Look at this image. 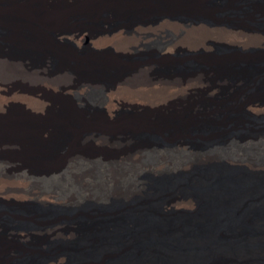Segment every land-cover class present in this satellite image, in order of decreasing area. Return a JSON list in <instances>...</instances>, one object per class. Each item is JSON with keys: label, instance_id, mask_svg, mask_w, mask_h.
I'll list each match as a JSON object with an SVG mask.
<instances>
[{"label": "bare ground", "instance_id": "6f19581e", "mask_svg": "<svg viewBox=\"0 0 264 264\" xmlns=\"http://www.w3.org/2000/svg\"><path fill=\"white\" fill-rule=\"evenodd\" d=\"M219 1L208 11L202 10L203 0H10L0 4V28L5 31L4 49L0 48V78L7 82H46L62 91L70 88L74 94L52 99L44 94L42 86L25 88L23 92L34 96L41 91L43 101L24 96L27 102L21 105H8L7 98L0 96L5 113L0 114V175L5 167L14 165L9 177L31 179L41 173L32 168V162L54 163L56 167L48 175H66L77 160L86 170L98 166L97 173L87 171V179L72 178L48 192L72 210L83 203L100 205V215L87 218L89 222L81 235L69 233L73 241L79 240L80 256L108 255L106 264H198L199 260L204 264H226L222 260L227 252L255 246L254 224L264 220V195L249 199L258 180L256 172L232 163L263 166L264 134L248 140L218 138H226L227 131L238 123V112L247 107L264 111V101H244L247 90L264 87V60L248 62L242 56L223 55L205 59L200 68L188 72H152L168 58L165 53L178 48L180 35L187 31L242 40L256 36L264 43V0ZM172 6L180 7L181 12ZM150 10H154L153 14L143 16ZM229 11L256 17L258 28L213 17L214 12ZM130 12L137 14L131 21H117L95 31L82 27L59 31L54 25L74 14L106 18ZM171 22L180 26V34L170 31L164 37L162 26ZM62 35L78 42L88 39L96 46L135 37L138 44L130 48L134 51L145 47L150 38L162 37L154 55L122 66L116 56L60 50L56 43ZM213 43L204 40L201 45L209 47ZM103 71L112 72L105 83L99 77ZM153 83L161 87H193L187 92L191 94L200 84L208 83L210 87L202 100L190 97L174 103L173 98L165 104L142 107L118 102L122 91ZM126 107L137 112L124 114ZM140 107L143 110L138 112ZM33 110L45 115L36 116ZM161 130L176 135L192 130L202 137V143L189 150L182 137L166 141ZM140 131L161 135H157L158 144L137 140L134 134ZM98 141L110 142L120 149L105 157L97 152ZM8 150L16 155H7ZM188 153L203 164L193 173L184 172L191 167ZM181 182L200 196L198 202L190 196L179 199L180 205L198 208L184 221H171L163 206L153 202H126L144 189V194L152 196ZM10 215L17 217L9 214L7 221L0 220V264H48L47 257L39 260L40 248L22 250L18 255L9 247L10 231L21 229ZM37 227L55 236L60 224ZM59 258L63 261L67 256L61 254ZM49 264H56L55 259Z\"/></svg>", "mask_w": 264, "mask_h": 264}, {"label": "rangeland", "instance_id": "374dc122", "mask_svg": "<svg viewBox=\"0 0 264 264\" xmlns=\"http://www.w3.org/2000/svg\"><path fill=\"white\" fill-rule=\"evenodd\" d=\"M9 1L10 0H0V4H5L8 3ZM216 3L219 4L220 1L203 0L202 10L208 11L212 9L211 7ZM172 7L176 11L181 12L180 7L177 6H172ZM153 11L154 10L146 11L147 13H143V16H146V14L151 15L153 14ZM135 14L136 13L134 12H130L121 15H111V16L109 15V17L106 18H99V17L83 15V14H74L57 20L54 25L59 31H69L81 27L87 28L88 30L91 31H95L101 28H107L109 27V25H113L117 21L129 22L137 15ZM213 17L224 19L233 24L239 23V24L247 25L248 27L251 28H256V29L258 28L257 27L258 23L255 24L256 17L254 18L251 15L241 16L239 14L237 15L235 12L229 11V12H214ZM173 24L175 23L171 22V23H166L165 25L162 26L163 29L162 28L161 29L164 37H166L167 32L171 31L174 34H176V32L177 33L179 32L180 26L178 27V24L175 25ZM4 34L5 31L2 28H0V48H3L2 37ZM162 34L160 33V35ZM184 34L180 35L178 48L174 51L165 53L167 54L168 58L161 61L152 70L153 73L164 72L173 69L184 70V72H188V70L200 68L201 63L205 59L214 56L217 57L223 55H238L248 59L249 60L248 62L257 61L261 59L264 60V43L262 42V39L258 40L260 37L256 38V36H252L251 38L248 37L242 40L239 37H234V36L227 37L224 34H223L224 36L223 35L214 36L212 35V33L209 32L206 34L199 31H191V32L187 31ZM161 37L162 36H156L150 38V40H148V42L146 43L145 47H141V48L138 47L140 49H138L137 51L130 49L131 47L137 46L138 44V39L135 37L133 38L126 37L123 39L118 38V41H120V43L114 45H111L109 43L102 46H96L92 43L90 44V41H88V39L87 40L85 39L82 42H78L76 40H73L71 36L62 35L58 37L56 46L62 51L75 50L78 53H86L88 51H93L97 54L98 57H105L110 55L116 56L119 59V61L122 63V66H125L127 64L135 63L140 60H143L149 55H154L153 53H155L156 49H158L161 43ZM204 40L213 41L215 44L213 43V45H210L209 47L202 46L201 42ZM131 42L132 43L137 42V44L133 46H129ZM111 76H112L111 71H103L99 77L102 80V82L105 83L110 80ZM2 82H7V81H3L0 78V96L1 97L3 96L5 99L7 98L6 104L8 105L10 102L14 103L15 105L18 104L21 105L23 103H26L27 101L22 99V97L24 98V96L25 97L27 96L31 100L35 99V100L43 101L42 96L36 97V95L35 96L30 95L22 91L25 88L35 89L37 88V86L39 88L41 84H36L31 81L28 82L21 79H14L8 81L7 82L8 84L4 85L5 91H2L3 89L1 84ZM101 86L102 83L99 87H97V93L100 92ZM207 87L208 88L210 87L208 83H204V85L200 84L197 87L198 89L191 94V92L187 93L189 87L184 88L183 86L171 87L168 85L165 87H161L160 85H158L157 88L151 90H146V88H142V87L140 88L139 86L136 88H128L127 90L122 91L121 92L122 95L120 97L123 100L121 102H130L131 104L134 103L135 105L141 107L143 105L151 106L157 104H165L167 101L173 98L175 99L174 103L177 102L179 103L180 100H188L190 97L197 100L204 99L206 97L207 92L205 90L208 89ZM182 88H184L183 91ZM195 89L196 88H194V90ZM252 89L247 90V92L244 95V101L247 100L250 102L264 101V87L257 86ZM181 91L184 93L182 94ZM14 93L16 94L14 95ZM44 94H46L49 98L52 99L54 97L59 99L62 98L64 99V97L74 96V94L71 92L67 93V91H62L57 88L56 90L46 89ZM16 96H19V100L18 97L16 98ZM134 100L135 102H133ZM141 100L143 101L141 102ZM151 102H154V104H151ZM141 107L137 109L138 112L143 110ZM131 109L133 108L126 107L122 110V112L124 114L137 112L135 111V109L133 110ZM33 111H34L33 113L36 114V116L45 115V113H43L42 111H38V110H33ZM1 112L2 114H5L3 112V109H1L0 107V114ZM236 115H238V119H237L238 123L227 131L228 135L226 138L221 137L218 139H230L231 137H244L246 140H248L249 137H254L258 139L261 137L262 134H264V111L258 112L251 109L250 107H247L245 110L238 112ZM161 131H163L162 137L166 141L167 139H174L179 136L182 137L185 141L184 146L189 150L200 146L202 143V137L199 134H196L195 131L192 130L186 131L185 134H177V135L174 134L173 132H170L169 130H165V131L161 130ZM157 135L159 134L140 131L135 133L134 137L139 141H143V142L146 141L152 144H158L159 140L157 138L158 137ZM98 142L96 144L97 152L98 154H101L105 157L112 156L113 152L114 153L115 151L118 152L120 149L116 146H113L110 142H105V143L104 142L98 143ZM6 154L11 156L16 155L13 150H8ZM186 158H188L189 161L191 162V167H189L184 171L186 173H193L201 165H203V164H198L201 161H198L197 156L196 155L194 156L193 153H188ZM232 164L237 166H243L253 171L254 173L256 172L255 174L257 175L258 180L256 185L252 189V192L248 196L249 199H255L259 196H263L264 195V165L259 167H250L249 165L243 163L233 162ZM31 166L35 171L41 172L39 175L31 179L9 177L8 174L15 168L14 165H9L5 167L3 169L4 171L2 170L3 175H0V190L6 189L7 187H12V188L18 187L29 190L26 194L17 195L16 198L0 196V220L7 221L9 219V217L7 216H9V214H14L17 217H13L12 215H10V218L13 217L14 220L13 219L12 220L14 224L21 227V229L10 231L9 234L10 237L8 236L9 247L14 249L18 255L22 250L30 252L33 251L35 248H40L39 250L42 254H40L39 260H42V258L47 257L48 264L49 262H53L54 259L56 264H106L109 257L108 255L102 258H97L96 256H91V257L80 256L79 251H77L79 240L75 239L73 241L69 236L70 232L79 233L81 235L82 232L85 231L87 222H89L87 221L88 220L87 218L97 217L98 215H100V211H101V209H99L100 205L83 203L81 206L78 207V209L72 210L66 208L67 206L59 203L55 199L54 194L48 193L49 191L52 190L55 191L61 185H65L66 182H71L72 178L81 179V180L84 178L87 179L88 172L97 173L98 166L95 165L89 168L88 170H86L85 166L77 160L70 167L66 175L65 174L55 175L54 173L51 174L49 173L48 175V172H51L50 170H53L56 167V165L52 162H45L41 164L32 162ZM62 171H64V169H62ZM186 173H182V174H186ZM50 175H54L55 177H50ZM146 182L151 184V181L147 180ZM144 191L146 192V189H144L141 193L136 194L134 197H131L126 202L130 203L133 202L134 200L138 204H143L145 202L146 203L153 202L156 205L163 206V210L168 219L177 222L188 219V216L195 213L198 209L197 205H195L194 207H186L184 205L179 204V202L181 201L179 199L184 198V196H190L197 202L199 201L198 198H200L198 193L195 192L191 187H189V184H186L184 182L173 184V186L169 188H166L162 191H157L152 196H148V194H144ZM137 203L133 202V204H137ZM54 223L60 224L59 232L55 236H51V235L48 236V234L44 229H39L37 227L42 225L45 228ZM254 227L256 228V232L253 236L255 246L250 249L227 252L223 256L222 261L224 263L264 264V220H261L258 224L255 223ZM61 254L67 256V258L63 261L59 260L60 259L59 256ZM196 263L204 264L202 263L201 260H199ZM143 264H148V263L147 261H145Z\"/></svg>", "mask_w": 264, "mask_h": 264}, {"label": "trees", "instance_id": "16d2710c", "mask_svg": "<svg viewBox=\"0 0 264 264\" xmlns=\"http://www.w3.org/2000/svg\"><path fill=\"white\" fill-rule=\"evenodd\" d=\"M208 39H211V38H208ZM136 44H137V42H134V43L131 42V44H129V46H133V45H136ZM41 83L40 84H41V86L43 88H46V89H49V90H56L55 86H53L50 83H46V82H41ZM1 84H2V87H3L2 91H5V89H4L5 86L4 85H7L8 83L7 82H2ZM158 85H159L158 83H153L151 85H148V86L146 85V86H141V87L142 88H146V90H151V89L157 88ZM192 88L193 87H189V90H191ZM69 91L71 92V89L70 88L67 89V92H69ZM38 96H42V93L41 92H37L36 93V97H38ZM119 101L120 102L123 101L122 98L120 100H118V102ZM28 191L29 190H27V189L18 188V187H14V188L7 187L6 189L0 190V193H1L0 196H3V197L7 196V197L16 198L17 195L26 194Z\"/></svg>", "mask_w": 264, "mask_h": 264}]
</instances>
